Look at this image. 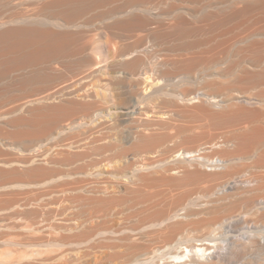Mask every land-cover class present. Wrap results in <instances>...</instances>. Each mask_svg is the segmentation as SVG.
<instances>
[{
	"label": "bare ground",
	"instance_id": "6f19581e",
	"mask_svg": "<svg viewBox=\"0 0 264 264\" xmlns=\"http://www.w3.org/2000/svg\"><path fill=\"white\" fill-rule=\"evenodd\" d=\"M69 119L72 121L65 124ZM87 126L89 131L83 129ZM75 130H80L78 140L67 137L61 142L73 140L58 146L64 147L65 154H88L92 150L95 154H119L118 160L110 157L119 166L128 154H172L159 156L161 163L149 156L150 160L145 157L147 161L138 159L134 164L132 158L134 167L131 170L128 164V173L122 171L126 164L115 169L110 165L111 171L109 162L107 166L99 162L97 176H109L108 182L110 177L119 176L127 194H134L139 187L136 184L155 183L158 176L165 179L163 182L181 185L230 176L235 174L231 172L233 162L245 154L256 156L253 166L257 171L252 180L249 177L241 185L238 182L239 187L236 182L214 191L216 197L207 203L205 200L204 205L188 195L178 201L181 203L171 202L157 209L162 202H154L153 191L145 193L143 185L140 190L157 204L142 205V218L118 228V222L114 224L111 219L112 226L104 223L105 228L102 223L100 229L83 221L84 231L67 235L71 241L66 243L77 247L97 234L110 232L128 246L127 251L121 250V264H264V0H0V133L8 132L21 143ZM2 134L0 151L5 148L10 152L7 154H23L29 145L23 148L14 141H4ZM205 154L219 156L209 159ZM22 158L0 161L11 165L0 168V178L6 176L1 178L5 182L0 184V196L5 200L7 194L15 193L16 202L10 196L11 204L2 198V205L9 209L18 202L21 209L31 212L35 208L34 212L41 207L38 196L28 199L30 191L25 190L27 197L19 203L17 199L24 197L17 191L31 184L23 173L28 172L33 180L43 177L47 169L35 166L36 160ZM12 165L33 166L30 171L34 174L29 168L27 172L19 168V172ZM37 171L42 175L36 177ZM20 174L23 178L17 180ZM152 174L157 175L153 178ZM104 183L105 188L111 186L110 190L116 187ZM95 185L98 189L100 184ZM117 185L121 193L123 189ZM72 186L52 193H85L84 200L82 194L73 196L71 204L81 199L83 203L96 201L95 205L115 201L111 196L116 189L110 195L109 186L104 190ZM140 200L143 202L141 198L136 201ZM114 205L107 210L115 212ZM14 206L16 209V204L10 208ZM6 207L0 209L5 221L13 219L10 217L20 209L10 215ZM82 209L78 211L82 213ZM2 212H7L9 219ZM33 214L35 217L37 213ZM100 244L91 249L102 247ZM42 246L0 249V264H76L63 262L66 258L61 259L64 254L53 250L55 245L47 247L48 251ZM100 251L105 254L102 257L109 252ZM108 254L106 258L112 256ZM99 255L95 259L99 260Z\"/></svg>",
	"mask_w": 264,
	"mask_h": 264
},
{
	"label": "rangeland",
	"instance_id": "374dc122",
	"mask_svg": "<svg viewBox=\"0 0 264 264\" xmlns=\"http://www.w3.org/2000/svg\"><path fill=\"white\" fill-rule=\"evenodd\" d=\"M73 120H75V119H73ZM79 120L81 121V119H79ZM71 121H72V119L66 120L65 124H68ZM83 129H86V131H89V126L84 127ZM79 132H80V130H75V131L71 132L70 134H63V135L59 134V133H57V134L54 133V135H52V136L44 135V136H42L40 138H34V139H32V141H31V139H29V140L27 139V140H25V141H23L21 143L18 142L19 140H16L17 138L12 137L11 135H9L8 132H5L3 134L0 133V136L2 134V140H4V141H14L15 144H17L19 147H22L23 145L26 147L29 144L28 145L29 147L27 146V148H29V150L27 148H24V146H23V148L26 149L25 151H23L24 152L23 154H21L22 153L21 151H17L20 154H7V153H10V152L6 151L5 148H2V151H0V161H3V162L6 161V160L9 161L11 158H13V160L14 159L15 160L16 159H25V158H22V157H27L30 160L32 159V161L36 160V161H34L35 162V166H36V164H37V166H39V164H40V165L44 166V169L45 168L47 169L46 171L44 170L46 172V174H43V175L38 173L40 171L35 172L36 177H39V175L40 176L42 175L43 177H41L39 179L37 178L38 180L35 179V178H33V180H31V178L33 176H29L28 175L30 178H27L28 177L27 176V174H28L27 170L29 168V172L31 173L30 170H31V168L33 169V166H31V168H30V167H23L24 165H12V167H14V168L17 167L19 172H20L19 168H21L22 171L25 170L23 172H27V173H25L26 176L24 175V173L22 171H21V174L23 173V177H25L26 181L31 183V184H29L28 188L24 187L22 189L23 191H21V192L17 191L19 194H21L23 192V195L21 194L22 196H20V197H24L25 196L24 195L26 193L25 190L26 191H30L29 192L30 195H27V196H30V198L27 197V196H25V197H27L28 199H33V197L36 196L35 198H37V196H38V199L41 200L40 201L41 207H38L36 209V211H34V212H33V210H35V208L34 209L32 208L33 210L31 209L32 210L31 212L28 209H26L27 212L29 211V215L32 213V215H33V217H32L31 215L29 216L28 213H26V210L21 209V207H18V204H17L18 202H17V203H15L16 204V209L18 207L21 210L18 209L20 211V214H19V211H17L18 215H16L17 213H16L15 206L10 208L11 206H13L15 204L13 203L12 205L9 206V209L11 210V211H9V209L7 208L8 205H7V207L4 206L6 204L2 205V203H4V202H2L4 200V196L2 197L3 200H1L2 198L0 196V200H1L0 201L1 205L0 206L1 207L3 206V208L6 207L5 210L6 211L8 210L9 212L8 211L7 212L10 213V215H13L12 211H14L16 213V214L14 213L15 215H13L12 217H10V218L14 217L13 219L6 220V221L4 220L5 218L2 219L4 215L1 216V213H0V217L3 220V221H1V219H0V249L7 248V247H12V248L21 249V250L22 249L31 250V248H33V247H35L37 249L36 246H38V245H39V249H41V245L42 244H43L42 247L44 248L45 247L44 246L45 243L48 244V242H50V243H52V245L51 244L50 245H46V247H45L46 249H43V250H45V251L47 250L48 251L47 247L52 248L55 245L53 247L54 248L53 250L56 249L57 251L62 252L64 254V256L63 257L62 256L60 257L59 255L58 256L61 259L62 258L64 259V257H65L66 260H64V261L62 260V261L66 262V263L68 262L67 260H69V262L76 263V264H97V261L99 262L98 264H119V263L121 264V262L123 261V260L121 261V259H123V257L120 256V255L123 254L122 253L123 251H127L128 250L126 248L128 246H124V245H126V243H124V241L123 242L122 241L121 242L118 241L119 239H117L116 236H113V234H111L110 232L97 234V235L94 236L93 240H91V241H89L88 243H85V244H80L77 247L73 246L71 243L70 244L66 243L65 240L67 242L71 241L66 236L67 235H71V234H72L71 236H74V232H76L75 230H77L79 232V234H80L81 230L84 231L83 229L86 227L87 223L89 224V226H94L95 228H99V229L102 228V225L106 228L109 225L112 226V223L116 224L117 222H118L117 223L118 225H116L117 228L119 227V225H120V227H122L123 224H124V226H125V224L129 225L130 222H131V224H133V223L136 222V219L138 217H139L138 219H140V218H142L145 215V213L141 212L142 209H143L142 207L144 205L145 206H150L151 204L154 205V204H157V202H160V203L162 202V204H159V205H157L155 207L157 209H160V208H163L164 206H166L167 204H169L171 202L181 203L182 199H185L188 195H190V197L192 199H194L197 203L201 201L202 203L200 202L201 204L199 203V205H204L205 200H206V203H207V202H209L207 199H210V201H211L212 200L211 198H214V195H215L214 193L216 192V190H220V189H224V188L230 187L231 184L233 186H235L236 182H237V185H236V187H237L238 184H239L238 182H240V185H241L247 179L248 180H250V179L252 180L254 178L255 174H256V171H257V169L253 166V163H254V161L256 159V156L253 155V154H250V155L249 154H245V155H242L243 157L240 156L233 162L232 169H231L232 171L231 172L234 171L235 174L233 173L232 175L227 176V177H224V175H223L222 177H220V178H218L216 180L214 179V180H205V181H196V182L195 181H193V182L191 181L192 183L191 182H189V183L184 182V183H186V185L184 183H183L184 185L183 184L181 185L180 183L176 184V183H172V182H169V181L163 182L165 179L159 178V176H158L157 178L155 177L156 178L154 180L155 183L152 181L153 183L150 182V184H149L150 186H151V184H153V186H155V184L157 183V185L155 187H153V186L150 187L149 185L148 186L144 185L145 181H144L143 184L141 183L142 185L141 184H138V185L136 184V186H139V187H141L143 185L146 186V187L143 186L144 189L142 188L143 191L145 190V193L146 192L150 193V192L153 191V193H152V197H154L153 200H154V202L157 201L156 203H154L153 200H152L151 195L149 196L150 200H149V198L147 199L149 194L146 197L145 193L143 191H141L139 187L135 188V186L134 187L131 186V187H133V189L135 188L136 191L134 192V194L133 193L127 194L126 191L122 187V184H121L122 183V179L120 178V181L118 179L119 176L117 178H115V179H118V180H115L112 177H110V182L111 181L113 182V180H115L116 182L118 181L117 183L114 181L115 184L112 183V182L110 183V182L107 181V180H109V176H108L107 179H106L107 175H105V176L103 175L105 178L103 176H99V175L97 176L96 170H98V168H100L99 165L101 164V162L105 161L104 163L102 162V164H105L106 162L107 163L109 162L108 166H107V163L105 164L107 166V168H109L110 165L112 166V168L115 165L114 169H115L116 165L119 168H123L125 166V164H126V166L122 169V171H125L126 173H128V171H130V170L127 169V166L130 165L129 167L132 170L133 169L132 167H134V164L138 161V159H140L141 162H144L145 157L146 158L148 157L147 160H150L151 159V158L149 159V156H150V157H152V159L155 157L156 160L153 159L155 161H157L159 159L158 161H159V163H161L163 161L162 155H165L164 157L167 158V157H169L172 154H170L169 156H168V154H167V156H166V154H142V155L139 154V157H138V154H134V155L133 154H128V157L130 156L131 159L128 158V157H125L126 160L123 158V160H125L124 163H120L119 162L120 164H122L123 167L119 166V164L117 162V160H118L117 158L119 157V154H117L118 156H116L115 154H95V153H93V150L91 152H87L88 154H65L64 151H63L64 147L61 146V148H59L60 144L61 143H65V142L67 143L69 140L71 141L73 139L78 140V138H76V137L79 135ZM67 137L68 138L72 137L73 139H66V140H64V142H61V141H63L64 138H67ZM174 141H177V140H174ZM174 141L172 143H170V146L174 145L175 143L178 144L180 140H178V142H174ZM23 143H25V144H23ZM84 150H86V149H83V153H85ZM66 151L68 152L69 150L66 149ZM73 151L74 150L70 149L69 152H73ZM88 151H90V150H88ZM27 153H29V154H27ZM75 153H76V151H75ZM201 155L203 156V154H201ZM112 156L115 157V158L117 157L116 158L117 160L114 161L113 158L110 159V157H112ZM159 156H161L162 158H160ZM205 156H207L209 159H216L219 156V154H205ZM52 158L56 159V161H55L56 163L52 162V161H54V160H52ZM132 158L135 161V162H133L134 163L133 165H131L132 164L131 163ZM141 158L143 160H141ZM108 159L111 160V161H109ZM127 159L129 160L128 162H127ZM10 161H12V160H10ZM49 161H51V163H49ZM112 161H114L113 162L114 164L113 163L111 164ZM47 162L49 164H47ZM98 163H99V165H98ZM10 166L11 165L6 166V165H3V164L0 163V168H3V169H8ZM26 168H27V170H26ZM112 168L110 167L109 169H111V171H112L113 170ZM210 168L211 167H208L209 170H210ZM41 170H43V169H41ZM126 170H128V171H126ZM36 173L38 174V176H37ZM21 174H20V177H16L17 180L19 178L20 179L23 178L21 176ZM33 174H34V171H33ZM13 175H15V174H13ZM156 175L157 174H154V175L152 174L150 176L151 177L153 176V178H154V176H156ZM16 176H19V174H16ZM5 177L3 176L1 178L4 179ZM249 177H250V179H249ZM1 178H0V181H2ZM238 178L239 179L241 178V179L239 180ZM25 179H22V180L24 181ZM29 179L31 180V182H30ZM104 180L107 181L108 184H112V186L113 185L116 186L115 189L117 190V192H116V190L114 188H111V190H110L109 188L111 186H109L106 182L105 183L109 187L107 185H105V183L103 182ZM157 180H159V184H158ZM3 181L0 182V184L3 183ZM146 182H148V181H146ZM232 182H235V183H232ZM89 183H91V184H89ZM98 183L100 185L97 186ZM103 183L110 190V191L107 190L110 195H112L110 192H112L113 189L115 190V192H112L113 195L111 196L112 198L115 199V201H116V199L118 197V201H119L118 203H116L117 201L116 202L115 201H111V202H114L116 205H114V203L111 204V202L108 201V203L110 202L109 203L110 205L116 206V207L112 206L113 209L115 210V212L112 209L107 210L110 207V205H107L108 203H107L106 200H104L107 203L106 206H105L106 209L104 210L105 207L103 208V206L105 205V202L102 201L101 198H100L102 196L101 193H99L100 197H99V194H98L97 197L100 198V200L104 203V205L102 204V202L100 204L98 203L99 205L98 204L95 205L96 201H94L95 203L93 201H91V203H90V201L86 202L87 200H85L86 203L85 202L83 203L81 198H79L81 200H78L76 198L79 203L75 202V203L71 204L70 200H71V198L73 196L74 197L77 196V195L81 196V194L83 192H81L79 194L78 192H80V191L76 192L77 194L74 192V194H67V195L65 194L64 196L63 195L62 196H57V195L52 193V191L55 190V189L62 188V187H65V188L66 187H71L72 185H73L72 187H75L77 185L78 186L79 185L80 186H82V185L86 186L87 185L88 187H90L91 190H92L91 186L94 187V185L97 186V188H98V189H96V187H94L96 190H100V188H101V190L107 189V187L105 188L103 186ZM92 184H94V185H92ZM101 184H102L103 187H100ZM117 184L121 185L120 187H122L121 189H123L122 190L123 193L119 192L120 188H119V186ZM146 184H148V183H146ZM94 188H93V190H94ZM133 189L131 191H133ZM150 190H152V191H150ZM138 191H139V193L137 194ZM3 192H5V191H2V195H3ZM17 192H16V194H18ZM0 193H1V191H0ZM29 193L27 192V194H29ZM135 193H136L137 197L140 196L139 199L140 198L143 199V202H141V200L140 201H136V200H139L138 198H136V196L133 199ZM154 193L156 194V196H153ZM14 194L15 193L12 194L13 196H11V194H10V196H11L10 200H14V198H15ZM83 194H85V193H83ZM83 194H82L81 197L84 200V195ZM93 194L96 195L95 193H93ZM141 194H143L144 198L141 197L142 196ZM212 194H213V196H212ZM127 195H130L131 196L130 198H132V200H130V198H128ZM5 196H6V194H5ZM7 196L5 198L6 199L8 198V199L7 200L5 199L4 201L7 204H9L11 202V201H9V197L10 196H9V194H7ZM18 196H16V197H18ZM103 196H105V195L103 194ZM12 197H14V198L12 199ZM25 197L24 198H19L17 200H19V203H20V201L22 202L23 199L25 200ZM39 197H41L42 199H40ZM215 197H216V195H215ZM119 198H120V200H119ZM180 199H181V201L178 202ZM7 201H9V202H7ZM14 201L16 202V198H15ZM80 201L82 202L81 205H80V203H81ZM144 202H146L147 205L144 204ZM92 203H94L95 207L93 206ZM135 203L140 205V206H135ZM74 204H75V206H74ZM133 204H134V206H133ZM71 205H73V207H74L73 209H72ZM82 205L83 206L85 205L86 208H85V206L83 207ZM79 206H82V208H84V210L87 209L88 212L86 210L84 211ZM1 207H0V209H1ZM140 207H141V209H140ZM79 208L83 210V212L81 211L82 213H80L78 211V210H80ZM123 208H124V210L121 212V210ZM137 208H138V210H137ZM38 209H39V211H37ZM22 210L25 211V212H23ZM75 210H77L76 211L77 214H74ZM106 210H107L108 214H106ZM110 210H112L116 214H114ZM136 210L139 211L141 214L138 212L139 213V215H138ZM183 210H185V209H182L181 212H183ZM0 211H4V210H0ZM108 211H110V213L112 212V215ZM7 212H5V213L2 212V214H5V216H6ZM35 212L37 214H35L36 216L34 217L33 213H35ZM8 213H7V215H8ZM79 213L82 214L81 217H79L80 216ZM133 213H137V216L133 217V216L136 215V214H133ZM78 214H79V216H78ZM124 214L127 215V216H125ZM9 216H6V218L9 217ZM115 216H116V218H114ZM140 216H142V217H140ZM16 217H17V219H16ZM129 218H130V221H129ZM7 219H9V218H7ZM14 219H16L17 221L14 220ZM111 219L113 220L112 223H111V221H112ZM12 220L15 221L16 223L13 222ZM115 220L117 222H114ZM83 221L86 224L83 223V225H81L80 222H83ZM8 222H10V223H8ZM73 222L80 223L81 226L79 225L80 226L79 227L78 224L75 225L76 224L75 223L73 226L70 227V225L73 224ZM11 223H13V224L15 223L16 226L9 227L8 224L10 225ZM104 223L107 226H105ZM96 224H98V227L95 226ZM100 224H102V225H100ZM114 224H113V226H114ZM84 225H85V227H84ZM20 226H22L23 228L20 227ZM36 226L38 227V232H36ZM13 227H15V228H13ZM16 227H17V229H16ZM32 227H35V228H33L34 230L31 229ZM76 227H78L79 229L78 228L75 229ZM73 229H74V231H73ZM79 234H76V236L79 235ZM62 236H65L66 239L64 237H62ZM71 236H68V237L71 238ZM35 237H43L45 239L42 240L43 238H41V239L38 238L37 239ZM50 237L52 238L53 241L55 239L57 241L62 239V241L61 240L59 241L62 245H60V243H58L59 244L58 245L57 241H56V243L54 241L55 244L53 245V241L51 240ZM75 238L76 237H73V239H75ZM115 238L117 240H115ZM36 239L38 240V243H37ZM48 240H50V241H48ZM114 240L116 242H113ZM63 242H65V243H63ZM97 243L99 245H101L100 243H102V247L99 246L100 247L99 248L97 246L95 248L92 247V249H91V246L92 245L94 246ZM113 243H115L114 246H112V247L109 246L110 244L112 245ZM35 244H37V245H35ZM56 244H57V246H56ZM104 245H107L109 247L106 248V246H104ZM124 249H127V250H124ZM49 250H51V249H49ZM100 250H102V252L103 251L104 252L105 251H109V252H107L106 256L107 255L109 256L108 253H110V254H112V256L110 255V257H112V258L111 259H110V257L106 258V256L102 257L105 254L103 253V255H102ZM119 250H120V253L117 252ZM121 250H123V251H121ZM97 251H99V252H97ZM112 252H114V253L117 252V253L113 254ZM118 253H119V256H118ZM56 254H58V253H55V256H57ZM60 255H62V254H60ZM95 255H97V257L99 255V257H100L99 260L95 259V257H96ZM120 257H122V258H120ZM70 260H72V261H70ZM68 264H70V263H68Z\"/></svg>",
	"mask_w": 264,
	"mask_h": 264
}]
</instances>
